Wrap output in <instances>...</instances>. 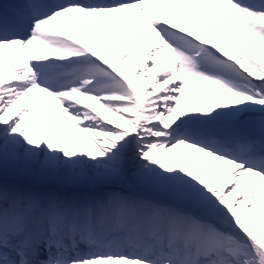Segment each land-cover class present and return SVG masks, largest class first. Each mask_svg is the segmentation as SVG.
<instances>
[{
	"label": "snow or ice",
	"instance_id": "1",
	"mask_svg": "<svg viewBox=\"0 0 264 264\" xmlns=\"http://www.w3.org/2000/svg\"><path fill=\"white\" fill-rule=\"evenodd\" d=\"M0 264H264V0H0Z\"/></svg>",
	"mask_w": 264,
	"mask_h": 264
},
{
	"label": "bare ground",
	"instance_id": "2",
	"mask_svg": "<svg viewBox=\"0 0 264 264\" xmlns=\"http://www.w3.org/2000/svg\"><path fill=\"white\" fill-rule=\"evenodd\" d=\"M97 107L99 108V106L97 105ZM102 112H103V110L102 109H100Z\"/></svg>",
	"mask_w": 264,
	"mask_h": 264
}]
</instances>
